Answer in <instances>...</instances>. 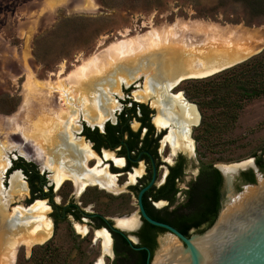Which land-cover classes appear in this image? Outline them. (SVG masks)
I'll return each instance as SVG.
<instances>
[{
    "label": "rangeland",
    "instance_id": "obj_1",
    "mask_svg": "<svg viewBox=\"0 0 264 264\" xmlns=\"http://www.w3.org/2000/svg\"><path fill=\"white\" fill-rule=\"evenodd\" d=\"M95 1L100 5L98 11L83 9L85 0H0V117L12 116L22 105L27 68L38 80H57L61 68L64 76L82 59L122 38L121 33L126 29L134 35L146 31L150 24L159 26L177 19H198L220 26L252 29L264 37V0ZM145 73L130 75V83L119 85L118 92L112 95L115 102L136 98L135 94L147 81ZM217 73L208 76L212 79L210 85H203V93L194 92L196 82L192 78L181 80L170 90L173 94L181 92L200 113L199 124L191 129L198 152L216 159L217 165L264 156V92L240 100L239 80L235 87L229 77L224 79L225 75L216 76ZM241 73V81L245 76L246 80H254L256 85L264 87V69L248 67ZM251 84L247 83V87H252ZM209 99L216 101L211 106L198 107L197 102ZM3 136L7 137L6 142ZM0 140L4 142L5 160L19 155L23 144L34 150V145L23 139L19 129L0 127ZM22 205L20 200H15L11 208ZM74 227L72 219L67 217L54 225L53 234L45 243L29 250L20 245L14 264H40L39 261L41 264H94L104 254L102 238L94 240L90 234L83 237Z\"/></svg>",
    "mask_w": 264,
    "mask_h": 264
},
{
    "label": "flooded vegetation",
    "instance_id": "obj_2",
    "mask_svg": "<svg viewBox=\"0 0 264 264\" xmlns=\"http://www.w3.org/2000/svg\"><path fill=\"white\" fill-rule=\"evenodd\" d=\"M170 90L167 92L175 95ZM155 99V95L146 99L127 97L117 102L111 114L73 117L62 140L75 149L80 160L76 165L81 166V171L95 179L83 187L80 174L77 183L68 178L53 179L50 159L46 157L45 163H40L34 150L23 144L22 152L18 150L20 154L7 159L0 170L8 210L15 200H20L25 209L43 201L52 234L54 225L67 217L72 219L73 227L75 223L86 227L85 234L74 227L83 237L90 234V238L101 241L95 239V232L104 230L110 240L109 252L103 254L101 247V253L110 264H147L152 261L158 237L173 236L171 231L149 223L139 202L147 216L184 236L210 226L226 194L224 172L216 159L198 152L197 141L191 138L192 130L188 132L192 143L179 139L173 151L171 143L176 141L175 131L180 125L173 120L162 121L159 109L152 104ZM171 130L174 137L170 141ZM258 156H254L253 162L261 171L264 160L261 155L262 160L258 161ZM13 175L19 176L24 190L11 187ZM250 177L255 179V171L247 167L232 184L237 187L240 182H249ZM132 218V227L118 223Z\"/></svg>",
    "mask_w": 264,
    "mask_h": 264
},
{
    "label": "bare ground",
    "instance_id": "obj_3",
    "mask_svg": "<svg viewBox=\"0 0 264 264\" xmlns=\"http://www.w3.org/2000/svg\"><path fill=\"white\" fill-rule=\"evenodd\" d=\"M83 9L98 11L100 5L95 0H85ZM121 36L82 59L64 76H61V68L57 80H38L34 72L27 68L22 105L12 116L0 117L1 128L19 129L23 139L31 141L34 154L41 158L40 163H45L46 157L50 159L53 179L68 178L77 183V175L80 174L82 187L89 181H95L81 171L80 165H76L80 164V160L75 155V149L62 139L66 137V127L75 115L97 117L111 114L118 106L112 95L118 92L119 85L131 82L130 75L146 71L145 86L135 96L146 99L155 95L152 104L159 109L162 121L173 120L180 125L175 131L178 132L176 141L171 143L174 151L179 139L181 142L185 140V144L192 143L188 126L197 125L199 116L195 104L186 102L181 92L170 95L167 88L187 77L213 75L257 53L264 45V37L258 31L239 26H220L198 19H177L159 26L150 24L146 31L134 35L126 29ZM20 110L25 112L22 114ZM173 133V130L169 133L170 141ZM3 137L6 142L7 137ZM4 142L0 140V170L7 163L2 153ZM19 151L22 152V147ZM61 157L64 160H60ZM13 186L18 191L24 190L18 175L12 176ZM3 191L0 184V261L14 264L17 248L23 245L29 250L33 245L43 243L51 236L52 225L46 218L47 207L43 201H36L27 209L16 206L9 211ZM118 223L132 227L135 220H118ZM75 228L80 233H86L85 226L76 223ZM97 238L103 240V252H109L110 240L106 232L97 230ZM94 264H104L103 257L97 258Z\"/></svg>",
    "mask_w": 264,
    "mask_h": 264
},
{
    "label": "water",
    "instance_id": "obj_4",
    "mask_svg": "<svg viewBox=\"0 0 264 264\" xmlns=\"http://www.w3.org/2000/svg\"><path fill=\"white\" fill-rule=\"evenodd\" d=\"M185 79L190 77L181 80ZM181 80L173 82L167 90ZM198 115L200 121L199 112ZM191 129L192 125L189 133ZM253 158L241 163L218 165L224 172L226 194L216 218L200 233L184 236L171 226L147 216L139 202L142 215L149 223L173 233V236L164 234L158 239L153 260L147 264H264V168L260 171ZM247 167L255 171L254 182H240L234 187L233 180Z\"/></svg>",
    "mask_w": 264,
    "mask_h": 264
},
{
    "label": "trees",
    "instance_id": "obj_5",
    "mask_svg": "<svg viewBox=\"0 0 264 264\" xmlns=\"http://www.w3.org/2000/svg\"><path fill=\"white\" fill-rule=\"evenodd\" d=\"M254 66L259 68V69H264V50L261 51L259 54L253 56L252 58H249V59H247V60H245V61H243L237 65L226 68L222 71H219L216 76H220L223 74V75H225V76H223L224 79L229 77L228 80L231 79L230 83L233 84L235 87L237 86L236 82H238V80H239V83H241V85H238L237 87L240 88L241 94H242V97L240 100H243V98L250 97L252 95L257 96L258 94L264 92V87H260V86L256 85L254 80L253 81H250L248 79L246 80V77L244 76L245 80L241 81V79L239 77L242 74L241 71L244 68L254 67ZM227 74H230V76H228ZM211 79L212 78H209V77L208 78L206 77V79H201V78L200 79H197V78L194 79L193 81L196 82V84L193 88L194 92L197 94L203 93V91L205 89V88H203V85H210L209 83H210ZM250 82H252V84H251L252 87H247V83H250ZM248 89L250 91H248ZM215 101H216V99L215 100L209 99V100H206L205 102H201V101L197 102V104H198V107L201 108V106H203L205 104L208 106H211L212 102H215ZM207 127L212 128V125L207 124ZM261 160H262V157H261V155H259L258 161H261ZM262 168H264V163L262 164ZM249 182H254V179L252 177H250ZM46 247H47V245H44V248H46ZM41 262L42 261H39L40 264H41Z\"/></svg>",
    "mask_w": 264,
    "mask_h": 264
}]
</instances>
